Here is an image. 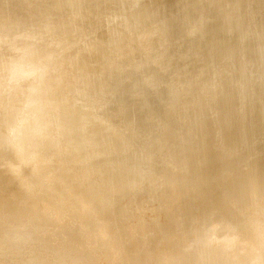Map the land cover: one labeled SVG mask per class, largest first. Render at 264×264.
<instances>
[{"label":"rangeland","instance_id":"obj_1","mask_svg":"<svg viewBox=\"0 0 264 264\" xmlns=\"http://www.w3.org/2000/svg\"><path fill=\"white\" fill-rule=\"evenodd\" d=\"M111 1H116V4L108 3L103 11H98L87 0H0V113L12 116L8 132L29 141L19 151L11 152L6 144L0 152V264H123L126 258L121 251L136 249L137 255L142 252V246L153 243L162 235L166 236L162 240L167 238L169 242L180 240V235L202 242L206 239L203 227L195 235L191 228L201 221L213 223L222 220V210L213 206L214 199H206L207 187L195 184L199 180L197 170L202 167L206 173L212 174L219 190L228 187L233 190L238 181L247 182L244 187L230 193L242 189L237 204L231 200L226 204L229 210L241 212L245 226L253 224L248 219L249 212L257 214L264 208L255 207L264 195V185L252 183L251 172L255 169L258 180L264 181V158L258 154L252 156L253 160L247 158L252 151L250 146L248 152L244 151L248 143L245 137L235 135L236 142H243L236 147L231 144V139H224L226 119L225 116L218 118L216 112L221 108L228 111L227 114L247 115L255 109L256 120L260 116L264 118V91L260 92L264 86V79L260 78L263 67L257 69L253 63L250 69L245 68L249 62L245 56L253 38L247 33L240 41L232 32L238 24L247 25L254 21L250 20L253 16L257 15L259 20L264 21V0H195L197 7L187 13L189 19H183L175 26L169 22L179 16H188L178 13L179 0ZM204 2L207 3L205 9H197ZM132 3L140 5L135 12L137 14L154 10L160 16L169 15V21L159 16L154 20L147 17V28L149 22H153L143 35L137 30L139 26L121 27L115 19H111L119 6L124 10L125 5ZM207 7L212 8L211 12ZM205 10L211 19L207 23H199L198 19L205 15ZM81 11L87 17L78 26L77 36L73 21ZM127 14L118 17L127 18ZM213 14L217 17H212ZM60 16L71 21L67 33L78 38L74 47L84 42L85 53L89 56L86 66V60L71 58L72 44L67 37L52 40L48 36L47 26ZM161 28L164 30L161 37L154 39L153 33ZM121 29L128 32L117 43L118 50L130 46L141 52L151 48L166 51L169 40L165 34L172 32L176 38H185L179 46L174 44L176 50L179 49L175 65L177 61L179 66L185 61L192 65L197 61L203 63L195 64L191 71L173 75L176 78L171 87L157 84L146 95H133L135 89L144 86L149 76L162 70L167 61L145 62L136 73L135 69H131L137 65L132 61L135 55L128 52L126 63L123 61L127 64V72L114 74L117 69L107 68L102 62L119 57L113 52L116 36L112 33ZM30 33L41 41V58L50 57L54 50L65 67L61 72L49 75V91L39 85L27 96L26 89L34 69L22 66L18 57L11 58L9 55L19 45L28 42ZM217 33L223 41L216 46L211 40ZM93 45L99 50H94L97 59L91 51ZM263 45L260 56L264 58ZM165 56L168 61L173 58L169 52ZM241 59L243 65L237 63ZM175 65L167 66L166 78ZM201 69L208 70L207 77L201 76ZM84 71H87V78H81L80 74ZM255 74H259L258 79L263 83H256L258 90L253 91L242 83L250 85ZM131 75L135 76L133 80ZM152 77L158 78L156 75ZM129 78L131 84H122ZM97 83L104 90L110 84L114 91L101 93L94 87ZM13 88L16 91L11 95ZM235 88L246 90L239 98L240 102L233 97L225 101L226 95L233 93L230 90ZM192 90L201 95V100L188 98ZM6 95L8 100L4 99ZM69 95L72 96L74 109L67 119L58 118L55 127L42 128L45 116L41 104L56 102ZM256 95L262 97L261 102L253 100ZM161 97L166 99L163 111L160 106L149 105ZM80 101L84 102L83 106L94 108L101 115L96 116L77 107ZM225 102H229L228 105ZM198 111L197 117H189V114ZM28 118L29 122L26 121ZM242 119L249 124L252 122L250 116ZM74 131L77 132L76 140L70 135ZM50 134L54 140L47 142L46 136ZM172 135L175 138L169 140ZM115 140L117 147L110 145ZM257 140L264 142L263 139ZM182 148L187 151L181 152ZM116 157L117 166L114 165ZM45 158L53 163V170L50 174L36 176L33 168L27 165L41 164ZM151 160L159 171L148 177ZM193 160V165H190ZM86 166L87 174H82L75 185L70 184V169L82 170ZM182 190L194 192L191 207L194 206L192 210L198 208L197 212H188L183 207ZM250 195L255 198L250 205L246 203L250 208L246 212L241 202H244V197L248 200ZM51 197L64 200L66 205L57 206L49 200ZM259 202H264V199ZM262 212L257 217L264 224L263 209ZM6 216L11 219L6 220ZM10 221L21 234L30 238L22 241L17 233L10 232L9 226L5 227ZM234 222L235 218L230 217L223 220L216 231L209 229V232H215L209 239H213L218 232L222 235L236 232ZM237 230L240 231V228ZM238 231L228 236L234 254L244 240ZM257 241L264 242V233L259 232L250 238L251 245L248 247H251L246 246L248 250L245 247L238 252L239 257L227 260L225 264H264V250L259 256L257 247H253L256 244H252ZM220 248L215 251L230 252L229 248H226L227 252L225 248L223 251ZM149 264H157V259H151Z\"/></svg>","mask_w":264,"mask_h":264},{"label":"bare ground","instance_id":"obj_2","mask_svg":"<svg viewBox=\"0 0 264 264\" xmlns=\"http://www.w3.org/2000/svg\"><path fill=\"white\" fill-rule=\"evenodd\" d=\"M87 1L89 2L90 5H92L95 8V10H98V11H103L105 9V7L109 6L108 3L109 4L111 3L112 5H114V3L116 4V1L113 2L111 0H104V1L87 0ZM160 1L161 0H158L157 2H160ZM196 1L195 0H179V5L177 7L178 13L183 15V14H187L189 11H193L192 8L197 7ZM206 4L207 3H205V2L202 4H199V7L197 9H200V10L205 9ZM258 5H260V3H258ZM139 6H137L135 3L127 4V5H125L124 10L122 9V6H119L120 9L115 11L116 15L111 19H115V21L118 22L117 24L122 25L121 27L128 25L129 27L131 26L130 28H133L134 25H137V26H139L137 28V30H139L140 32H143V33H141L143 35L147 33L146 31H148L150 25L153 22L152 20H154L157 16H159V18H161L163 20L169 21L168 20L169 15L167 16L165 14L163 16L162 15L160 16L159 13H156L154 10L143 11V13H138V14L135 13L139 9ZM121 9L123 11H121ZM207 9L209 10V12H211V10H212L211 7H210V9L207 7ZM126 12H128L129 16L127 18L125 17L123 19H119L120 17H118V16L123 15V13L125 14ZM207 12L208 11H206L204 13L205 14L204 16H201L198 19V20H200L199 23H207L209 21V19H211L210 17H208ZM77 15H78V18L73 21V24L75 26L76 35L79 36L78 26L81 24L83 19L85 17H87V14L84 11H81V12L77 13ZM215 15L216 14H213L212 17H217ZM147 17H152V20L149 22L148 28L146 27L147 21H145L147 19ZM189 17H190L189 15L185 16V17L179 16V17L174 18V20L172 22H169V23H172L173 26H175L181 20L189 19ZM251 17H252V14H251L250 18ZM259 18L260 17H258L257 15L255 17L253 16L250 20L253 19L254 21H252L251 23H249L247 25H243V23L238 24V27L235 28L236 30L232 31V32H234V35L240 41H242L244 39V36L247 33H249V35L253 38L249 48L247 49L248 55L245 56V57L249 58V62H247L248 64L246 63L247 65L245 64L246 65L245 68H246V70H247V67L250 69L252 67L253 63H254L253 65L257 69L263 67L260 78L264 79V58L262 56H260L261 55V52H260L261 49L260 48L264 44V21L259 20ZM70 23H71V21H69L68 18H66L65 16H62V17L60 16V17L56 18L54 21H52L47 26L48 27V34H49L48 36H50L52 38V40L55 39V37H58V38L67 37L68 41L72 44L73 54L71 55V58L79 59L81 61L86 60V63H84L86 66L88 64L89 59H87V58H89V56L87 55V53H85V51H86L85 50V44L83 42V44L80 43L77 48L74 47V44L78 38H74L73 36H68L67 27ZM111 25H113V24H111ZM115 25H116V23H115ZM146 28H147V30H146ZM126 32H128L126 29H121L118 32L112 33L114 36H116L115 39H113V46L115 48L113 52H116L117 56H119V57L117 59H114L113 61H109V60L106 61L105 60L104 62H102V64L107 66V68L110 67L112 69L113 68L117 69L116 73H114V74H116V75H117V73L125 74L127 72V69H125V66L127 64H125V63L127 61L128 52H131V54L135 55L134 60H132V61H134L137 65L131 69H135L134 72H136V73L139 69V66L140 65L142 66L145 62H153V61L160 60V59H165L167 61V64L164 65L165 67H163L162 70L152 73L153 74L152 76L156 75V76H158V78L154 79V77L149 76L147 83L144 86L135 89L133 95H136V96L143 95V94L146 95L147 93H149L151 88L156 86L157 84H160V86H162V87H165V86L171 87L173 85V83L175 82V78H176L173 75H176L177 73H180L181 71H191V69L193 68V66L195 64L203 63L201 61H197V62H195V64L192 65V63H188L187 61H185L182 65L179 66L180 63H178L179 61H177L178 65L176 64L177 65L176 66L175 60H176V57L179 55V53H178L179 49L176 50V47L174 46V44L179 46L180 41L182 42L183 40H185V38L183 36L176 38V36H174L175 34H173L172 32H170V33L166 32V34H165L167 39L169 40V45L167 47L168 49L166 51L159 52L157 50L154 51V49L151 48V49H147L145 52L144 51L141 52V50L136 49V48H130V46H128L127 48H124L123 50H120V49L118 50L117 43L121 40L120 38H122L123 36L126 35ZM163 32H164V30L162 28L157 29L153 33L152 37L154 39H158L161 37ZM108 34H109V32H108ZM110 37H112L111 33H110ZM194 37L196 38V36H194ZM221 41H223V38L221 37V35L219 33L215 34V36H213V38L211 40V42L213 44H216V46L218 44L220 45ZM108 43L111 44L110 41ZM102 46H105V45H102ZM106 47H107V45H106ZM40 48H41V41L35 36L34 33H30V38H29L28 42L25 44L19 45L18 48L16 50H14L9 55V57H11V58L18 57L21 61L22 66L31 67L34 69V75L30 79V81H29L30 84L28 85V87L26 89V95L27 96H29L32 93V90L39 85H41L46 92L49 91L51 89L49 75L50 74H57V73L61 72L62 69H64V67H65L64 66L65 64L63 65L62 60H60L59 56L55 54L54 50L51 52L50 57L41 58V56L39 55ZM94 50L99 51L96 45H93V50H91V51L94 54V58L97 59V56H96ZM251 50H253V52ZM109 52L113 53L111 50H109ZM167 52H169V54H171V56H173V58H171L169 61L167 60V58L165 56V54ZM100 58L103 59V57H101V56H100ZM123 61L125 63H123ZM243 62H244L243 59H241L237 63L243 65ZM173 64L175 65V67L173 70H171L170 76L166 78L165 77L166 76L165 71L167 69V66L168 65L173 66ZM199 71L201 73V76L207 77V71L208 70L201 69ZM251 71H253V70L251 69ZM2 73L6 74L5 71H2ZM245 73L248 74V72H243L242 74H245ZM80 75H81V78H87V71L82 72ZM116 75H113V78H116L115 77ZM130 78H132V80H133L135 78V76L131 75ZM130 78L125 83H122V84H127V85L131 84L132 80H130ZM258 78H259V74H255L253 76V82L249 83L250 85L245 84V83H242V85L245 87H249L250 90H253V91L258 90L257 89L258 86H256V83H263L262 81L260 82ZM164 79L166 80L165 81L166 83L163 82ZM31 81H32V83H31ZM86 83L89 84V83H91V81H88V82L86 81ZM109 85L106 86L105 90L100 83H97L96 85H94V87L96 89H98L99 91H101V93H102V91L103 92L107 91L109 93L113 92L114 88L109 86ZM236 88L233 90H230V92L232 91L233 93L226 95L225 101L230 99V97H233V98H237L236 102H240L239 98H242L244 96L246 90L236 89ZM15 91H16L15 88H13L10 94L12 95L13 92H15ZM261 91H264V86L262 87L260 92ZM7 96L8 95H6L4 97L5 100H8L9 97H7ZM71 97H72L71 95L63 96L59 100H57L56 102L45 101L44 103L41 104L42 108L44 110V116H45L44 117L45 121H44V124L42 125V128L45 129V128H49V127H55L57 125L58 118H60L62 120L67 119L68 115L74 109L73 108L74 105L72 103ZM189 97H192V99H194V100H201V95L194 90L189 92L188 98ZM262 97L264 98V96H262ZM262 97H259V95H256L253 97V100H259L261 102ZM101 98H100V100H101ZM164 100H166V99L164 97H161L160 99H155V101H152L149 105H153V106L156 105L158 107L160 106V109L163 111L166 107V104L164 105V103H165ZM91 103L95 104V103H98V101L97 102H91ZM227 103H229V102H225L224 104L228 105ZM83 104H84V102L80 101L79 104L77 105V107L82 108L83 110H85L89 113H93L96 116L101 115V113L98 112L97 110H95L94 108L83 106ZM218 109H219V111H216L218 113L217 114L218 118H222L223 116H225V119H226L225 120L226 126L223 127L224 139H227V138L229 140L231 139V144L233 143L232 145L234 147H236L238 144L243 143V142H239V143L236 142L235 139H237V138H235V135L245 137L248 139V143L245 145L244 151L248 152L249 146H250V150L252 151L251 153L247 154V158L249 160H253L252 156H254L255 154H258L264 158V153H263L264 152V142H259L257 140V138H258L260 140L263 139L262 141H264V118L260 116L259 119L256 120V118L254 117V113L257 110L254 109L252 112H249V114L246 115L245 113H241V114H239V113H228L227 114L228 111L225 112V111H222L221 108H218ZM259 110H261V109H259ZM199 113H200L199 111L197 113L193 112V113L189 114L190 115L189 117H195V116L197 117V115ZM263 115H264V112H263ZM246 116H250V120L252 121L250 124L247 121L243 122L242 117L245 118ZM11 120H12V116L10 114L8 115L7 113L6 114L0 113V152L3 150V148L5 147L6 144H7L6 148H8L11 152L19 151L29 144V141L27 139L14 136L10 132H8L7 126L10 124ZM29 120L30 119L28 118L26 121L29 122ZM255 134H259V136L256 137ZM70 135H71V138L73 140L74 139L76 140V138H78L76 131L72 132ZM172 138L174 139L175 136L174 135L170 136L169 140H171ZM46 140H47V142L53 141L54 140L53 135L52 134L47 135ZM110 145L117 147V140L111 142ZM209 150H213V149H209ZM180 151L186 152L187 149L182 148V150H180ZM117 159H118V157H116V159L114 160L115 166H117V161H118ZM240 160L241 159H238L237 161H240ZM40 163L41 164L38 163L39 165L38 164L27 165V167H29V168L32 167L33 172L35 173L36 176H43V175L50 174L51 171L53 170V163L50 162L47 158L43 159ZM193 163H194V160L192 162H190V165H193ZM150 165L151 166L148 170L147 175H148V177H153L154 175H156L158 173L159 168L156 166V163L153 160H151ZM203 168L204 167L197 170V172H198L197 179H199V180L195 184H199V185L203 186V188L207 187L206 199L211 198V197L214 199L215 203L212 202L213 206L216 208H220L222 210V213H221L222 220L213 221V223L212 222L211 223H205L204 221H201L194 228H191L192 234L195 235L201 231V230L199 231V228L203 227V229H204L203 233H204V237H206V239L202 242H194V240L191 239V237L187 238L184 235H180L181 239L178 241L169 242L167 238H166V240H162L163 238L166 237L165 235H162L161 237L155 239L153 243H151V244L148 243V244L142 246V248H143L142 252L137 254V255H135L136 249H129L127 251H121V254L123 256H125V258H126V261L123 264H149V261L151 259H157V264H225V262L227 260L231 261L233 258L240 256V254L238 252L244 250L246 246L248 247V245L250 244L249 243L250 238H252L253 236H256L259 232L264 233V224H262V222H259V217H257L258 215H262V213H263L262 209L264 211V208H262V207H264V202H259L262 199H264V195L260 198V200L256 204L257 206H255L258 208L261 206L260 208H262L261 212L257 213V214H255V212H252V213L249 212L250 202H252V200L255 197H252L250 195L248 200H247V198L244 197V199H243L244 202H241L243 209H244V211L249 212L248 219H250V221L253 222V224H251L250 227L245 226L244 224H242V220L240 217L241 212L235 211V210H229L226 207V204H227L228 200H231L234 204H237L236 203L237 198H238V196H240V192L242 191V189L239 190V192L237 191L234 194H230V193L235 192L236 190H238L241 187H244L247 184V182H245L243 180H241L240 182L238 181V184H235L236 186L233 190L229 189L230 187H228L226 189L219 190V189H217L216 184L213 181L212 174L206 173L205 172L206 170H204ZM87 169H88V166H86L82 170L71 168L69 175H68V181L70 182V184L75 185L76 183H78L80 176L82 174H87V172H88ZM252 170H253V171H251L252 175H253L252 183L255 182V184H260V186H263L264 181H259L258 176L255 172V169H252ZM181 193H182L181 196L182 197L184 196V198L182 199L183 207L186 208V210L188 212H190V211H196L197 212L198 208H194L192 210V208L194 206L191 207V203L194 201L193 200V196L195 195L194 192L191 190H182ZM49 200L59 207H63L66 205V202H64V200H60L59 198L57 199L55 197H53V198L51 197ZM198 203H200V202H198ZM246 203L249 205L247 206ZM254 209L256 210V208H254ZM71 211H73V210L71 209ZM257 212H259V211H257ZM91 214H93V213H91ZM230 217L235 218V222L233 223V225L236 229V232H235V230L232 231L231 233L227 232L226 235H222V232H218L217 235L213 239H209V237L213 233H215V232H209V231L210 230L216 231V228L218 226H222V221L227 220ZM6 218H7V216H6ZM9 219H11V218L8 217L6 220H9ZM10 222L11 223H9L8 225L5 226V227L9 226L10 232L12 231L14 233H17L18 237L22 241H27L30 238L27 235L21 234L17 230L16 225H13L12 221H10ZM237 228H240V231H238ZM237 231L243 235L244 240L241 242L240 246L239 245L237 246V248L239 247L238 252L236 254H234V252L231 250V246L229 245L230 239L228 236L232 235V234H237ZM261 242L262 241H260V242L257 241L255 243H252L253 245L256 244L253 247H257L255 249L258 250L259 256H260V253L261 252L263 253V250H264L263 249L264 248V242H262V243ZM218 246L225 248L226 252L228 251V250H226V248L227 249L229 248L230 252L225 254V253L220 252V251H215L216 249L220 248V247L216 248ZM201 247H202V249H204L203 251H202V249H200ZM247 247H246V250H248ZM250 247L251 246H249L248 248H250ZM223 248L222 249L220 248V250L223 251ZM170 256H173V257L169 260H166V258L170 257Z\"/></svg>","mask_w":264,"mask_h":264}]
</instances>
